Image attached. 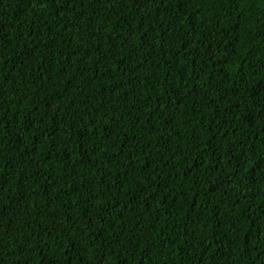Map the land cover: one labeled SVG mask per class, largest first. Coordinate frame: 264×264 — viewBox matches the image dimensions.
<instances>
[{
	"label": "trees",
	"instance_id": "16d2710c",
	"mask_svg": "<svg viewBox=\"0 0 264 264\" xmlns=\"http://www.w3.org/2000/svg\"><path fill=\"white\" fill-rule=\"evenodd\" d=\"M0 264H264V0H0Z\"/></svg>",
	"mask_w": 264,
	"mask_h": 264
}]
</instances>
